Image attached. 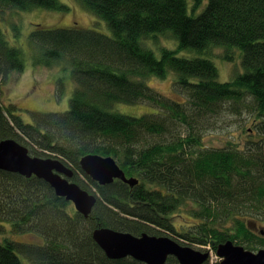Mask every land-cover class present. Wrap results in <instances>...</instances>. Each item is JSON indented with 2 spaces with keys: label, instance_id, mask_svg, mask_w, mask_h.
<instances>
[{
  "label": "trees",
  "instance_id": "obj_1",
  "mask_svg": "<svg viewBox=\"0 0 264 264\" xmlns=\"http://www.w3.org/2000/svg\"><path fill=\"white\" fill-rule=\"evenodd\" d=\"M77 1L103 19L112 35L37 24L29 43L39 50L36 64L72 67L70 106L64 112L41 113L33 122L16 113L13 103L14 110L6 108L9 116L0 108V140L14 138L33 156L61 159L74 170L70 180L98 195L97 201L87 218L73 214L71 202L44 179L0 169V234L15 236L0 241V264H24L22 255L31 264H146L132 257L109 258L92 238L98 226L157 235L156 228H162L196 243L211 242L214 248L228 239L251 250L264 246L262 231L247 224L249 218L239 210L264 213L259 209L264 205V0H206L200 14L188 12V0ZM191 1L195 9L205 0ZM35 8L69 9L60 0H0V12ZM155 34L175 38L181 49L205 52L221 46L228 52L237 47L244 72L221 82L209 58L180 57L165 47L159 58L144 44ZM224 57L230 59L227 53ZM25 62L23 49L10 43L0 25V79L23 71ZM170 72L177 75L175 86L189 95L186 103L165 99L146 83L148 76L161 79ZM248 96L254 101L260 138L243 146L229 141L224 147L204 148L200 122L220 118ZM142 101L164 109V115L115 109L119 103ZM168 117L183 122L185 135L173 131ZM162 133L172 139L149 142ZM88 154L114 157L129 176H139V184L118 179L98 184L81 169L80 159ZM208 196L230 208L205 207L202 199ZM186 200L199 205L192 210L202 223L195 232L205 221L220 222L221 214L226 215L211 235L202 232L209 239L191 235L192 230L179 232L172 223L170 215ZM165 264L179 262L170 256Z\"/></svg>",
  "mask_w": 264,
  "mask_h": 264
},
{
  "label": "rangeland",
  "instance_id": "obj_2",
  "mask_svg": "<svg viewBox=\"0 0 264 264\" xmlns=\"http://www.w3.org/2000/svg\"><path fill=\"white\" fill-rule=\"evenodd\" d=\"M65 3L69 9L67 11H58L45 8H35L30 11H23L19 9H5L4 12H0V25L12 45L19 46L23 49L25 55V69L21 72L13 71L10 73L6 80L0 79V108L9 116L6 108H12V103L15 104V112L20 114L26 122H33L35 116L41 113L49 112H64L70 106V98L74 92V81L71 76L72 67L64 62L54 63L52 66H43L42 64H36L39 56V50L33 48L30 34L37 27V24L57 26L67 25L73 26L74 29H80L81 31L95 30L106 35H112V32L106 22L94 13L86 9L77 0H60ZM206 6V0L194 9V5L191 0H188V12L190 14H200ZM144 44L152 49L156 56L160 58L161 47L169 48L177 51V54L181 57H206L211 59L218 68V79L221 82L231 80L235 75L244 72L242 65L243 53L237 48L233 47L228 52L221 46H215L207 49L205 52L195 49H181L178 47V41L175 38H170L167 34H155L152 37L144 39ZM34 53L32 54L31 48ZM228 54L230 59H226L224 54ZM177 75L174 72H170L166 78H159L155 75L148 76L146 83L159 92L165 99H170L179 103H186L189 101V95L175 86ZM17 105L19 107H17ZM254 101L252 97H247L245 102L236 103L226 111L220 118L205 117L203 122H200V126L203 131V147H224L227 142L232 141L237 145L243 146L247 141L258 140V126L256 118L254 116ZM119 113L131 115H142L145 113H159L164 115L165 110L159 106L150 102L142 101L137 104H123L119 103L115 108ZM12 110H14L12 108ZM7 116V117H8ZM10 118V117H8ZM168 125L173 129L175 133L181 132L185 135V125L179 120H171L168 117ZM175 123V124H174ZM188 125L187 123H184ZM172 139L171 134L162 133L155 134L149 138V142H168ZM82 175L83 179L86 177ZM138 177L139 176H135ZM174 214L172 223L176 226L179 232L194 231V235L199 236V231L195 232L201 222H196L197 217L193 216L194 211H190L196 208L197 205L191 201L186 200ZM71 208L73 214L76 212L74 203L71 202ZM223 211H226L227 207L220 206ZM256 208L249 209L248 207H240L242 216L249 218L247 224H251V227L256 232L264 231V213ZM264 210V205L259 208ZM226 215L221 214L219 220L215 225H221L222 219ZM194 223V224H193ZM228 226L231 227V223L228 222ZM158 234L168 235L172 238L179 240L184 245H189L193 248L201 249L202 244H198L192 240L180 238V236L174 232L162 228H157ZM197 233V234H195ZM200 237L209 239L205 233H201ZM4 236L15 239V236L10 232L0 234V240ZM19 239H25V236L18 237ZM211 247L210 244H208ZM264 248V246H261ZM23 258L24 264H31V262ZM221 260L217 256L215 251L211 253L210 264H215ZM33 264V263H32Z\"/></svg>",
  "mask_w": 264,
  "mask_h": 264
},
{
  "label": "water",
  "instance_id": "obj_3",
  "mask_svg": "<svg viewBox=\"0 0 264 264\" xmlns=\"http://www.w3.org/2000/svg\"><path fill=\"white\" fill-rule=\"evenodd\" d=\"M80 165L81 169L100 185L112 183L115 179L133 187L139 184L137 177H127L123 167H120L112 156L88 154L81 157ZM71 168L59 158L31 155L28 147L14 138L0 140V169L5 172H17L26 177L34 175L44 179L58 196L74 203L76 209L87 217L97 197L70 180L74 176V170ZM93 238L111 259L131 256L137 261L149 264H164L168 256L173 255L181 264H203L209 257L208 252L195 250L169 237L157 238L147 233L136 236L114 231L112 228L97 227L93 232ZM217 247V254L221 258L219 264H264V249L253 252L232 240L220 243Z\"/></svg>",
  "mask_w": 264,
  "mask_h": 264
},
{
  "label": "bare ground",
  "instance_id": "obj_4",
  "mask_svg": "<svg viewBox=\"0 0 264 264\" xmlns=\"http://www.w3.org/2000/svg\"><path fill=\"white\" fill-rule=\"evenodd\" d=\"M98 195H96V197H97ZM191 201H193V200H191ZM194 202V201H193ZM196 205H197V207L196 208H193L192 210H194V209H199V205H198V203L197 202H194ZM202 203H203V205L205 206V207H207V208H211V209H213V210H215L216 208H218L219 206H220V203H219V201H217L214 197H210V196H208V197H204L203 199H202ZM93 210V209H92ZM192 210H190V211H192ZM76 212L77 213H80V214H82L84 217H86L83 213H81L80 211H78L77 209H76ZM92 212V211H91ZM176 213V211L172 214V215H170V217H171V219H173V217H174V214ZM90 215V214H89ZM88 215V216H89ZM87 216V217H88ZM86 217V218H87ZM247 219L248 218H246V221H247ZM152 225H155V224H152ZM215 223H214V221H212V220H207V221H205L204 223H203V227H201L200 229H199V233L201 232H205V233H209L210 235H211V233L214 231V229H215ZM98 227H107V228H112V227H108V226H98ZM97 227H94V229L92 230V238H93V232H94V230L96 229ZM112 229H114V228H112ZM157 229V228H156ZM119 231V232H125V233H131V234H134V233H132V232H130V231H121V230H117V229H114V231ZM158 230V229H157ZM165 232H166V230L165 229H163ZM194 232V231H193ZM193 232H191V235H193ZM143 233H147V234H149V235H151V236H157V238L158 237H162V236H165V237H169L170 239H173V240H175V241H177L178 243H180V244H182L179 240H176V239H174V238H172L171 236H168V235H157V234H151V233H148V232H142V233H140V234H134V235H136V236H141ZM157 233H158V231H157ZM177 234V233H176ZM178 235L180 236V238H182V236L180 235V233H178ZM198 236V235H197ZM93 240H94V242H95V239L93 238ZM228 240H231V239H228ZM1 242H3V239L2 240H0ZM233 241V240H232ZM226 242V241H225ZM234 242V241H233ZM97 243V242H96ZM221 243H223V242H221ZM235 243V242H234ZM198 244H200V243H198ZM202 244V247H201V249H197V248H194L195 250H199V251H201V252H203V253H205V252H208L209 253V257H208V259L203 263V264H205V263H210V260H211V253H212V251H215V253L217 254V249H218V245L216 246V248H214V247H212L213 245H212V243L211 242H208V243H206V244H204V243H201ZM200 244V245H201ZM208 244H210L211 245V247H209L208 246ZM235 244H237V243H235ZM98 245V244H97ZM184 245V244H183ZM237 245H240V246H243V245H241V244H237ZM189 246V245H188ZM191 247V246H190ZM245 247V246H244ZM101 248V247H100ZM191 248H193V247H191ZM246 248V247H245ZM102 249V248H101ZM246 249H248V248H246ZM260 249H264V248H259V249H257V250H251V249H248V250H251V251H253V252H258ZM102 251L104 252V250L102 249ZM105 253V252H104ZM170 256H173V255H169L168 256V258L170 257ZM217 256H218V254H217ZM20 257V256H19ZM127 257H131V256H127ZM173 257H175L176 258V260H178V262H179V264H181V262L179 261V259L176 257V256H173ZM26 258V257H25ZM124 258H126V257H124ZM133 258V257H132ZM167 258V259H168ZM21 259H22V261H23V258L21 257ZM27 259V258H26ZM121 259H123V258H121ZM133 259H135V258H133ZM135 260H137V259H135ZM141 262H143V261H141ZM166 262H167V260H166ZM165 262V263H166ZM144 263H146V262H144ZM164 263V264H165ZM146 264H149V263H146ZM217 264H219V262L217 263Z\"/></svg>",
  "mask_w": 264,
  "mask_h": 264
},
{
  "label": "crops",
  "instance_id": "obj_5",
  "mask_svg": "<svg viewBox=\"0 0 264 264\" xmlns=\"http://www.w3.org/2000/svg\"><path fill=\"white\" fill-rule=\"evenodd\" d=\"M127 177H130L127 173H126ZM135 177V176H134ZM138 178V177H137ZM123 182V181H122Z\"/></svg>",
  "mask_w": 264,
  "mask_h": 264
},
{
  "label": "clouds",
  "instance_id": "obj_6",
  "mask_svg": "<svg viewBox=\"0 0 264 264\" xmlns=\"http://www.w3.org/2000/svg\"><path fill=\"white\" fill-rule=\"evenodd\" d=\"M86 173V172H85ZM87 174V173H86ZM89 176V175H88ZM72 179V178H71ZM115 180H117V179H115ZM119 180V179H118ZM72 181V180H71ZM94 181V180H93ZM96 182V181H95Z\"/></svg>",
  "mask_w": 264,
  "mask_h": 264
},
{
  "label": "flooded vegetation",
  "instance_id": "obj_7",
  "mask_svg": "<svg viewBox=\"0 0 264 264\" xmlns=\"http://www.w3.org/2000/svg\"><path fill=\"white\" fill-rule=\"evenodd\" d=\"M219 257V256H218ZM220 262V261H219ZM218 263V262H217Z\"/></svg>",
  "mask_w": 264,
  "mask_h": 264
}]
</instances>
